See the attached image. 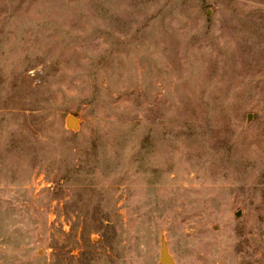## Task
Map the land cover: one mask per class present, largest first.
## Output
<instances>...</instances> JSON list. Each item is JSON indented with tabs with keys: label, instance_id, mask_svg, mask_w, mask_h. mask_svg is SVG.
I'll return each mask as SVG.
<instances>
[{
	"label": "rangeland",
	"instance_id": "rangeland-1",
	"mask_svg": "<svg viewBox=\"0 0 264 264\" xmlns=\"http://www.w3.org/2000/svg\"><path fill=\"white\" fill-rule=\"evenodd\" d=\"M162 238L264 264V0H0V264Z\"/></svg>",
	"mask_w": 264,
	"mask_h": 264
},
{
	"label": "water",
	"instance_id": "water-1",
	"mask_svg": "<svg viewBox=\"0 0 264 264\" xmlns=\"http://www.w3.org/2000/svg\"><path fill=\"white\" fill-rule=\"evenodd\" d=\"M249 118H250V115L248 116V119ZM79 124H80L79 119L75 117L74 115H68L65 119V126L72 131H77L79 128ZM159 263L160 264H173L174 263L172 256L169 254L166 241L164 238H162L160 242Z\"/></svg>",
	"mask_w": 264,
	"mask_h": 264
}]
</instances>
